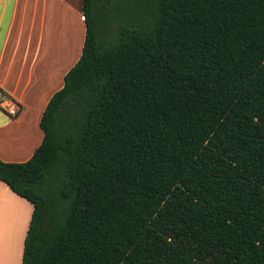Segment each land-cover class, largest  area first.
<instances>
[{"label": "trees", "instance_id": "obj_1", "mask_svg": "<svg viewBox=\"0 0 264 264\" xmlns=\"http://www.w3.org/2000/svg\"><path fill=\"white\" fill-rule=\"evenodd\" d=\"M110 2L83 0L41 145L0 159L34 205L22 264H264V0H144L102 29Z\"/></svg>", "mask_w": 264, "mask_h": 264}, {"label": "crops", "instance_id": "obj_2", "mask_svg": "<svg viewBox=\"0 0 264 264\" xmlns=\"http://www.w3.org/2000/svg\"><path fill=\"white\" fill-rule=\"evenodd\" d=\"M83 0H0V87L20 105L0 108V159L25 162L41 145L43 112L80 59ZM34 205L0 180V264H22Z\"/></svg>", "mask_w": 264, "mask_h": 264}, {"label": "rangeland", "instance_id": "obj_3", "mask_svg": "<svg viewBox=\"0 0 264 264\" xmlns=\"http://www.w3.org/2000/svg\"><path fill=\"white\" fill-rule=\"evenodd\" d=\"M108 3V0H105ZM144 0H111L110 7L107 12V18L102 22L104 27L116 28L122 23H129L143 18ZM108 25V26H107ZM114 35L112 32L108 35L111 39Z\"/></svg>", "mask_w": 264, "mask_h": 264}, {"label": "built area", "instance_id": "obj_4", "mask_svg": "<svg viewBox=\"0 0 264 264\" xmlns=\"http://www.w3.org/2000/svg\"><path fill=\"white\" fill-rule=\"evenodd\" d=\"M0 108L10 116H17L20 111L19 103L0 87Z\"/></svg>", "mask_w": 264, "mask_h": 264}]
</instances>
